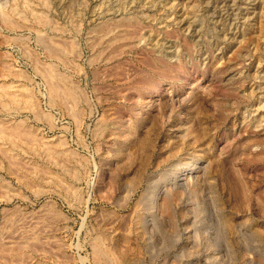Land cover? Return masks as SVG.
Masks as SVG:
<instances>
[{
    "label": "rangeland",
    "instance_id": "1",
    "mask_svg": "<svg viewBox=\"0 0 264 264\" xmlns=\"http://www.w3.org/2000/svg\"><path fill=\"white\" fill-rule=\"evenodd\" d=\"M0 14V264H264V0Z\"/></svg>",
    "mask_w": 264,
    "mask_h": 264
},
{
    "label": "bare ground",
    "instance_id": "2",
    "mask_svg": "<svg viewBox=\"0 0 264 264\" xmlns=\"http://www.w3.org/2000/svg\"><path fill=\"white\" fill-rule=\"evenodd\" d=\"M2 13H3V16H4V17L7 16V15L5 16L6 13H4L3 11H2ZM2 13H1V14H2ZM1 14H0V15H1ZM3 16H0L1 19H2ZM41 18H42V17H41ZM3 19H4V20H8V19H5V18H3ZM3 19H2V21H3ZM45 19H46V18H45ZM44 21H45V20H44ZM6 23H7V22H6ZM50 45H51V44H50ZM53 47H54V46H53ZM53 47H52V48H53ZM53 49H55V48H53ZM49 50H52V49H49ZM56 50H57V49H56ZM53 51H54V50H53ZM57 51H58V50H57ZM46 69H47V68H46ZM47 71H48V70H47ZM46 77H47V75H46ZM51 77H52V76H51ZM59 78H61V77H59ZM50 79H51V78H50ZM54 79H55V78H54ZM58 80H59V79H58ZM50 81H51V80H50ZM52 83L54 84L55 82L52 80ZM50 85H51V84H50ZM54 85L57 86L56 83H55ZM56 86H54V87H56ZM54 87H53V88H54ZM70 89H71V88H70ZM50 90H51V89H50ZM62 90H63V89H62ZM64 90H65V89H64ZM64 90H63V91H64ZM51 91H52V90H51ZM59 91H61V90L59 89ZM65 91H66V90H65ZM69 91H72V90H69ZM64 93H65V92H64ZM66 93H67V92H66ZM72 93H73V92H72ZM58 94H59V93H58ZM62 94H63V92H62L61 94H59V95H62ZM52 95H53V94H52ZM64 95H65V94H64ZM64 95H62V96H64ZM67 95L69 96L68 93H67ZM72 95H73V94H72ZM12 96H13V95H12ZM53 96L56 97V94L53 95ZM57 96H58V95H57ZM13 97H14V96H13ZM58 97L60 98V96H58ZM65 97H66V96H65ZM69 97H71V96H69ZM21 99H22V98H21ZM65 99H66V98H65ZM65 99L63 98L62 100H65ZM70 99H71V98H70ZM73 100H74V99H73ZM23 101H24V100H23ZM66 101H67V100H66ZM69 102H70V101H69ZM34 113H35V112H34ZM41 113H42V112H41ZM15 125H16V124H15ZM20 125L22 126V124H20ZM1 126H2V125H1ZM11 127H12V126H11ZM3 128H4V127H3ZM13 128H14V127H13ZM13 128H12V130L10 129L11 132H12L10 135H13V133H15V134L20 133V131H18L17 129H13ZM18 128H19V127H18ZM25 129H26V128H25ZM10 130H9V131H10ZM19 130H20V129H19ZM2 131H3V130H2ZM2 131H1V129H0V135H1ZM24 132H25V131H24ZM24 132H23V133H24ZM28 132H29V131H27V133H28ZM30 132H31V131H30ZM3 133H5V132H3ZM27 133H26V135H25L24 137H22V135L19 136V137H18V135H15V136H17L20 140H22L23 138H25V137L28 135ZM5 134H6V133H5ZM20 134H21V133H20ZM6 135H8V134H6ZM10 135H9V136H10ZM31 135H32V132H31ZM3 136H4V135H3ZM13 136H14V135H13ZM5 137L8 138L7 136H5ZM20 137H22V138H20ZM29 138H30V137H29ZM0 139H4V138L0 136ZM25 139H26V138H25ZM27 139H28V138H27ZM27 139H26V140H27ZM7 140H8V139H7ZM26 140H25V142H26ZM23 141H24V139H23ZM29 141H31V140L29 139ZM4 142H5V141H3V143H4ZM25 142H24V143H25ZM16 143H17V142H16ZM27 144H29V142H28ZM0 146H1V145H0ZM30 146H31V145H30ZM0 150H1V149H0ZM48 150H49V149H48ZM0 152H1V151H0ZM3 152H4V151H3ZM1 153H2V152H1ZM5 154H6V153H5ZM156 202H157V201H156ZM165 203H167V202H165ZM165 203H164V204H165ZM155 204H156V203H155ZM159 204H160V203H159ZM162 205H163V204L161 203V206H162ZM164 206H165V205H164ZM166 206H167V205H166ZM164 208H166V207H164ZM164 210H165V209H164ZM167 210H168V209H167ZM165 211H166V210H165ZM97 244H98V243H97ZM19 245H20V244H19ZM95 245H96V244H95ZM99 245H100V243H99ZM96 246H97V248L99 247L98 245H96ZM97 248H95L96 251H95V250H94V251H95L96 253L98 252V253L100 254V256H101V254H102L101 252H103V251H100V249L98 248V249H99V250H98ZM15 249H16V248H15ZM93 249H94V247H93ZM101 250H102V249H101ZM103 250H104V249H103ZM105 250H106V253H107V250H108V249H105ZM16 251H17V250H16ZM111 251H112V250H111ZM10 252H11V251H10ZM95 252H93V253H95ZM103 254H104V253H103ZM109 254H110V252H109ZM109 254H108V255H109ZM106 255H107V254H106ZM111 255H112V254H111ZM111 255H110V257H112ZM103 257H104V256H103ZM105 257H106V256H105ZM105 257H104V259L101 257V258L103 259V263H104V261L106 260V258H109V256L106 257V258H105ZM112 259H114V256L112 257ZM108 261H109V260L106 261L107 264H108ZM113 261H114V260H113ZM118 261H119V260H118ZM109 262H110V261H109ZM111 262H112V260H111ZM106 263H104V264H106ZM116 264H117V263H116Z\"/></svg>",
    "mask_w": 264,
    "mask_h": 264
}]
</instances>
